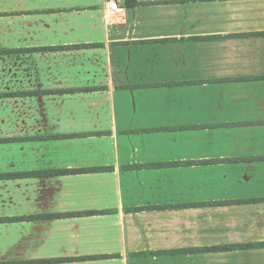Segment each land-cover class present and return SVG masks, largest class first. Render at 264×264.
<instances>
[{"label":"crops","instance_id":"1","mask_svg":"<svg viewBox=\"0 0 264 264\" xmlns=\"http://www.w3.org/2000/svg\"><path fill=\"white\" fill-rule=\"evenodd\" d=\"M125 1L0 0V264H264V0Z\"/></svg>","mask_w":264,"mask_h":264},{"label":"trees","instance_id":"2","mask_svg":"<svg viewBox=\"0 0 264 264\" xmlns=\"http://www.w3.org/2000/svg\"><path fill=\"white\" fill-rule=\"evenodd\" d=\"M137 5L135 0H126L125 6L126 8H133ZM97 45H81V46H71V47H50V48H43L40 49L41 51H63L68 49H80V48H93ZM37 51V49H34ZM21 50H14V51H0V55L3 54H14L18 53ZM107 133H97V134H68V135H54L49 137L50 139H75V138H83V137H92V136H104ZM45 138V137H44ZM9 142L8 140H0V143ZM157 166V165H155ZM146 167H149V165H146ZM134 168H139L138 166H134ZM111 168H96V169H82V170H55L50 172H36L33 174H19L14 175L15 177H31V176H60V175H72V174H86V173H98V172H110ZM9 178H13V176H10ZM245 203V202H241ZM106 211H89L84 213H73V214H59V215H50V216H28L26 219L28 220H37V219H53V218H62V217H72V216H94L99 214H106ZM255 245H245L243 248H254ZM229 247H221L216 248L214 250L221 251V250H228ZM119 256H96V257H86V260H92V259H105V258H118ZM82 258H68V259H57V260H50V263L53 262H68L72 260H77ZM43 263L49 262L48 260L42 261Z\"/></svg>","mask_w":264,"mask_h":264},{"label":"built area","instance_id":"3","mask_svg":"<svg viewBox=\"0 0 264 264\" xmlns=\"http://www.w3.org/2000/svg\"><path fill=\"white\" fill-rule=\"evenodd\" d=\"M105 4L110 13H115L121 9L122 0H105Z\"/></svg>","mask_w":264,"mask_h":264}]
</instances>
